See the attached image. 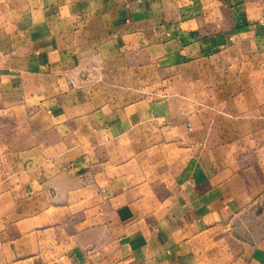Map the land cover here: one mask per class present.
Instances as JSON below:
<instances>
[{"label": "crops", "instance_id": "0c3cea01", "mask_svg": "<svg viewBox=\"0 0 264 264\" xmlns=\"http://www.w3.org/2000/svg\"><path fill=\"white\" fill-rule=\"evenodd\" d=\"M252 1L0 0V264H264Z\"/></svg>", "mask_w": 264, "mask_h": 264}, {"label": "rangeland", "instance_id": "374dc122", "mask_svg": "<svg viewBox=\"0 0 264 264\" xmlns=\"http://www.w3.org/2000/svg\"><path fill=\"white\" fill-rule=\"evenodd\" d=\"M259 1H264V0H253L252 1V3H258ZM11 232H14V231H9V230H7V236L11 233ZM29 232H34V231H28V242L29 243H31V242H34V237H35V235H34V233H32L31 235L29 234ZM9 237L10 236H8L7 237V253L10 251V252H14L15 251V249H17V251L16 252H18V253H16V256L14 257V258H11L8 262H7V264H19V262H17V260H18V258L17 257H19V245H17V246H12V245H9L8 244V239H9ZM22 248H23V250L24 251H27V252H29L28 254L30 255V253H35V246H33V245H28V248H26L25 247V245L24 246H22ZM65 247H62V249H64ZM28 264H37L36 262H35V260L34 259H29V262H28Z\"/></svg>", "mask_w": 264, "mask_h": 264}]
</instances>
